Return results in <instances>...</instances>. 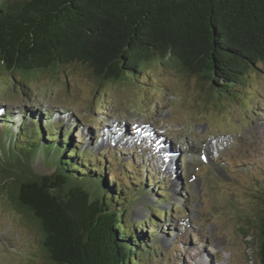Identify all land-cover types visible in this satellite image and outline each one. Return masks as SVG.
Segmentation results:
<instances>
[{"label":"rangeland","instance_id":"374dc122","mask_svg":"<svg viewBox=\"0 0 264 264\" xmlns=\"http://www.w3.org/2000/svg\"><path fill=\"white\" fill-rule=\"evenodd\" d=\"M12 74L10 79L0 67V115L15 121L10 129L21 113L27 126L34 118L45 124L49 116L81 143L79 151L98 162L105 156L100 163L108 182L114 181L109 170L127 186L126 175L136 181L146 174L154 178L151 189L146 183L130 192L126 211L128 224L141 222L136 228L152 235L147 240L153 254L143 264H260L263 63L250 70L234 95L214 93L198 77L167 64L110 85L99 84L76 63L28 78ZM8 137L7 127H0V161L12 166L13 177L20 168L7 160ZM163 146L171 150V168L166 167L170 160H163ZM30 164L36 174L54 169L40 155ZM7 189H0V264H50L37 224L17 212ZM153 208L166 211V218L151 223Z\"/></svg>","mask_w":264,"mask_h":264},{"label":"trees","instance_id":"16d2710c","mask_svg":"<svg viewBox=\"0 0 264 264\" xmlns=\"http://www.w3.org/2000/svg\"><path fill=\"white\" fill-rule=\"evenodd\" d=\"M75 63L109 85L137 80L152 65H173L214 93L234 95L250 70L264 64V0H0V67L10 79L13 72L28 78ZM19 119L10 129L15 121L0 115V127L9 130L7 160L20 168L12 177V166L0 161V189L8 186L17 212L37 224L50 264L150 258L152 235L136 228L141 222L128 224L126 211L130 192L146 183L151 189L154 178L126 175L127 186L109 170L114 181L108 182L105 156L98 162L79 151L68 129L49 116L41 125L34 118L27 126L25 113ZM37 155L54 165L50 174L32 172ZM153 209L151 223L166 218ZM257 228L264 264V215Z\"/></svg>","mask_w":264,"mask_h":264},{"label":"bare ground","instance_id":"6f19581e","mask_svg":"<svg viewBox=\"0 0 264 264\" xmlns=\"http://www.w3.org/2000/svg\"><path fill=\"white\" fill-rule=\"evenodd\" d=\"M163 145V144H162ZM162 150H163V152H166V153H164L163 155H162V157H163V160H165V161H169V163L168 164H166V167H172L173 165H174V162H172L171 161V154L169 153L171 150H170V148L169 147H167V146H163L162 147Z\"/></svg>","mask_w":264,"mask_h":264},{"label":"water","instance_id":"95a60500","mask_svg":"<svg viewBox=\"0 0 264 264\" xmlns=\"http://www.w3.org/2000/svg\"><path fill=\"white\" fill-rule=\"evenodd\" d=\"M0 185H1V183H0ZM6 187V186H5ZM1 188V187H0Z\"/></svg>","mask_w":264,"mask_h":264}]
</instances>
